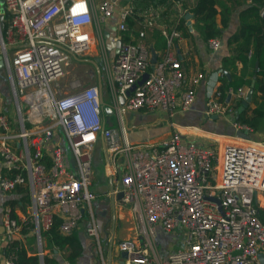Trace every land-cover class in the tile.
I'll use <instances>...</instances> for the list:
<instances>
[{"label":"built area","instance_id":"2783aa9c","mask_svg":"<svg viewBox=\"0 0 264 264\" xmlns=\"http://www.w3.org/2000/svg\"><path fill=\"white\" fill-rule=\"evenodd\" d=\"M251 3L254 0H249ZM0 10V54L10 83L16 118L0 110V160L6 171L0 187L10 193L25 186L31 198V213L25 221L7 207L3 226L6 243L22 238L25 226L41 260L45 236L61 218L60 232L71 234L79 225L86 205L96 199L93 186V152L100 133L110 155H122L119 182L122 205L130 209L136 227L145 235L119 242L128 252L127 264H262L264 253V140L254 130L235 121L236 111L209 96L207 113L232 115L237 136L216 148L186 141L175 129L160 142L129 140L123 109H161L173 118L178 110H189L195 89L182 91L185 72L173 50L178 29L163 28L167 48L152 63L153 49L146 41L145 28L137 34L129 25L134 15L126 0H3ZM119 9L112 40H122L120 51L110 56L105 47L107 24ZM264 14V9H263ZM1 15L4 16L3 20ZM159 9L151 7L143 23L153 27ZM147 20V21H146ZM128 38V40H126ZM99 43V62L107 79L111 105L119 115V132L108 128L98 85L80 79L63 94L60 81L77 58L89 56ZM213 50L220 38L209 40ZM148 73L142 85L127 91ZM229 94L245 99L247 89H230ZM180 93V94H179ZM125 97L122 106L120 98ZM176 126V125H175ZM61 128L75 161L70 167L62 143L50 144L48 134ZM157 227L166 232L183 228V246L170 252L163 262L149 254ZM88 235L99 237L93 222ZM15 254L7 258L14 264Z\"/></svg>","mask_w":264,"mask_h":264},{"label":"crops","instance_id":"0c3cea01","mask_svg":"<svg viewBox=\"0 0 264 264\" xmlns=\"http://www.w3.org/2000/svg\"><path fill=\"white\" fill-rule=\"evenodd\" d=\"M126 1L132 2V0ZM196 1L172 0L171 8L161 7L159 9L161 15L156 21L162 28H167L168 30L178 29L181 32V37L174 40L172 48L182 61V67L185 72L182 91L189 88L195 89V102L189 110H178L173 118H170L169 114L161 109L137 111L123 109L122 114L131 142H160L170 136L176 128L183 133L184 140L195 141L204 145H211L215 142L222 144L224 141L231 140V138L237 136V132L232 125V115H218L219 117L215 119L213 118L215 114H208L206 110L209 96L216 91V87L222 77L225 76L229 81L232 80V72L224 66L223 58L230 53L228 40L238 30L241 11L252 3L249 0H223L225 4L231 7L232 14L228 26L220 38V49L213 50L209 45V41L205 40L196 29L194 14L189 10L196 4ZM163 11L164 14L162 16ZM183 13L185 15L187 13L193 15L190 19L191 24H189V19L185 17L187 27L179 29L178 25ZM118 20L119 9L117 8L114 17L107 24L104 37L105 47L110 56H114L117 53V42H114L112 38L120 33L117 29ZM217 21L221 26V14L218 15ZM144 27L143 23L142 25H137L136 29L134 28V32L137 34V31ZM260 41L261 44H264V35L261 36ZM98 44H95L91 55L81 58L78 62L87 63L92 69H95L96 80L93 77V73H89L90 68L85 67L88 74L85 76L86 81L84 80L86 84L83 83L85 85H88V83L89 85H98L104 96L105 87H107L109 92V85L102 72L101 77H99L98 69L94 65V62L99 60L100 46ZM155 52L159 57L161 52ZM98 63L101 71V63L99 61ZM243 69L244 67L240 64L239 70L243 71ZM103 82L105 83L103 84ZM243 87L247 89V92L250 90L247 86ZM233 97L236 98V96H232L231 99ZM218 100L220 101V97ZM11 101L12 95L7 71L4 67H0V110H6L10 116L9 105ZM229 102L226 101V103ZM105 104L106 106L111 105L110 93L109 102ZM104 121L106 127L116 129L119 132L120 121L116 110H113V112L105 110ZM135 133H143L145 137L142 139L137 138ZM48 137L50 144L64 142L63 131H60L59 128L53 129L48 134ZM253 137L258 140H264V122L258 131H254ZM94 151L93 184L95 189L93 190L96 193V199L92 201L91 205L85 206L83 217L76 228L83 245V252L77 264H127V261L123 263L119 242L133 238L138 244L143 245L146 242L145 235L136 227V219L130 209L122 205V200L117 199L121 186L118 180H114V177H120V164L122 161L120 158L115 160L110 155L106 140L101 133ZM5 171L6 168L0 160V175ZM112 185L114 186L113 191L111 189ZM114 200L115 207L113 205ZM31 202L25 186L19 187L10 193L3 192L0 187V230L3 226L4 211L7 207L12 208L13 213L20 221H25L31 213ZM93 222H96L99 226L98 238L88 235L87 232V228ZM21 239L30 252L36 251L33 247L34 239L31 233L27 236L22 234ZM184 239L185 230L183 228L173 232H166L161 227H157V235L152 241L153 246L148 249L149 254L155 260L163 262L170 252L183 246ZM44 246L45 255L56 259L59 264H71L68 260V249L60 250L52 247L46 237ZM5 247L6 241L2 240V235L0 234V264H7V258L4 254Z\"/></svg>","mask_w":264,"mask_h":264},{"label":"trees","instance_id":"16d2710c","mask_svg":"<svg viewBox=\"0 0 264 264\" xmlns=\"http://www.w3.org/2000/svg\"><path fill=\"white\" fill-rule=\"evenodd\" d=\"M132 5L134 15L129 18V25L132 29H136L137 25L145 22L146 13L151 7L169 9L172 7V0H132ZM263 9L264 0H254L250 6L241 11L238 30L228 40L230 53L223 58L224 66L232 72V80L229 81L223 76L216 87L222 103H226L230 89L238 90L243 86L253 89L252 102L242 112L239 109L243 105V99L233 97L228 106L236 111V122L248 125L254 131H258L264 122V44L260 41L261 36L264 35ZM189 10L194 14L196 29L207 41L222 37L232 14L231 7L223 0H197ZM163 14L164 11L162 16ZM219 14H221V26L217 21ZM185 17L183 13L178 25L179 29L187 27ZM144 28L147 31V43L152 45L153 50L160 51L159 57H161L167 48V39L162 33L163 28L158 24ZM240 64L244 67L243 71L239 70ZM61 222V218L56 217L54 226L46 231L44 236L52 247L60 250L68 249V260L71 264H77L83 252L79 234L76 229L69 235L62 234L59 229ZM31 227L32 225L25 226L22 234L27 236L31 232ZM4 254L6 258L15 254L14 264H59L56 259L47 255L41 260L36 251L32 253L28 250L21 238L6 243Z\"/></svg>","mask_w":264,"mask_h":264},{"label":"rangeland","instance_id":"374dc122","mask_svg":"<svg viewBox=\"0 0 264 264\" xmlns=\"http://www.w3.org/2000/svg\"><path fill=\"white\" fill-rule=\"evenodd\" d=\"M3 8H4L3 0H0V10H1V12L3 11ZM85 67L86 68H90L89 73H93V77L96 80L97 76H96L95 69H92V67L90 65H88L87 63L85 64L84 62L74 61L68 67L65 76L60 81V87H61V89L63 91V94H66V93L70 92L69 85L74 80L80 79L82 82H84L86 84L85 76L88 74V72H86ZM101 72L103 74V69L102 68H101ZM104 83L105 82H103V84ZM88 85H89V83H88ZM105 85H104V87H105ZM105 89L106 90H104V96H105V100L104 101H105V103H108L109 102V92L107 91V87H105ZM9 111H10L11 117L13 116L12 118L15 119L16 118V110H15L14 101H11V103L9 105ZM59 130L62 131L61 128H59ZM132 135H133V133H132ZM135 135H136L137 138H140V139L145 137V134H143V133L142 134L141 133H135ZM62 145H64V147H65L66 154L68 156V160L70 159V161L73 162L74 161L73 152H72L69 144L67 143V141L65 139H64V142L62 143ZM213 146L216 148L217 144H214ZM94 155H95V151L93 152V157H94ZM119 158H122V155H120ZM70 161H69V163H70ZM70 167H71V164H70ZM74 168H75V166H74ZM93 178H94V175H93ZM114 180H118L119 181V176L114 177ZM93 181H94V179H93ZM92 189H95L94 184L92 186ZM33 241H34L33 247L35 248V250H37V244L35 243L36 242L35 239Z\"/></svg>","mask_w":264,"mask_h":264},{"label":"water","instance_id":"95a60500","mask_svg":"<svg viewBox=\"0 0 264 264\" xmlns=\"http://www.w3.org/2000/svg\"><path fill=\"white\" fill-rule=\"evenodd\" d=\"M192 16H193V15H192L191 13H187V15H186V17L189 19V24H191V23H190V22H191L190 19L192 18ZM263 16H264V14H263ZM1 18H2V20H3L4 16L1 15ZM121 45H122V40L119 39V40L117 41V53L120 51V47H121ZM77 60H81V59H80V58H77ZM157 60H158V55H157V53L153 50V52H152V63H156ZM98 61H99V60H98ZM98 61L94 62V65H95V66L97 67V69H98L99 77H101V71H100V66H99ZM0 67H4V60H3V56H2L1 54H0ZM227 75L230 77V75H229L228 73H227ZM147 78H148V73H146V74L144 75L143 79L140 80V81L138 82V84L134 85L131 89H129V90L127 91V95L129 96V95H130V94L136 89L137 86L142 85V84L145 82V80H146ZM100 86H101V81H100ZM231 97H232L231 94H229L228 97H227V102H229V101L231 100ZM252 99H253V89H250V90L248 91V93H247V95H246V97H245V99H244V101H243V105H242V107L239 109V111L242 112V111L244 110V108H246V107L252 102ZM120 101H121L122 106H124V105H125V101H126V100H125V97L122 96V97L120 98ZM101 103H102V105H103V107H104V109H105L106 111L109 110L110 112H113V109H112L111 107L106 106L103 97H101ZM218 117H219L218 115H214V116H213V118H215V119H217ZM69 161H70V159H69ZM70 164H71V167H72V169H73V168H74L73 165L75 164V161H73V162L70 161ZM111 189H112V191L114 190V186H113V185L111 186ZM123 197H124V193H123V191H120V192L118 193V195H117V199H118V200H122ZM113 205H114V207H115V200L113 201ZM0 234L2 235V240H3V241H6V235H5V228H4V226L1 227ZM121 256H122V258H123V263H125L126 259L128 258V252H126V251L122 252ZM259 258H260L262 264H264V253H261V254L259 255Z\"/></svg>","mask_w":264,"mask_h":264}]
</instances>
